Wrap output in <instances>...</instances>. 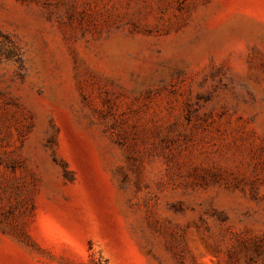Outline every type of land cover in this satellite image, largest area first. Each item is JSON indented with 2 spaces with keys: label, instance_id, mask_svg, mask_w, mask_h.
I'll list each match as a JSON object with an SVG mask.
<instances>
[{
  "label": "rangeland",
  "instance_id": "1",
  "mask_svg": "<svg viewBox=\"0 0 264 264\" xmlns=\"http://www.w3.org/2000/svg\"><path fill=\"white\" fill-rule=\"evenodd\" d=\"M0 264H264V0H0Z\"/></svg>",
  "mask_w": 264,
  "mask_h": 264
}]
</instances>
